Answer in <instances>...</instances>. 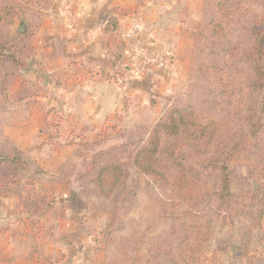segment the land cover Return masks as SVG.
<instances>
[{
    "label": "rangeland",
    "instance_id": "rangeland-1",
    "mask_svg": "<svg viewBox=\"0 0 264 264\" xmlns=\"http://www.w3.org/2000/svg\"><path fill=\"white\" fill-rule=\"evenodd\" d=\"M46 1L47 8L36 6L38 0H0V15L5 16L0 19V45L5 46L0 48V195L12 199L15 223L28 226L30 240L48 239L51 233L55 236V230L50 231L47 225L61 220L60 210L67 204L60 201L70 202L79 215L75 218L79 228L78 249L74 253L79 256V264H180L176 245L184 233L175 224L183 212L182 206L157 188L151 177L138 175L131 167V158L147 141L148 127L171 109L192 107L199 114L221 121L226 132L243 133L244 107L241 108L240 98L246 96L252 83V32L264 28V0H202L195 30L188 38L184 79L157 118L150 123L117 127L82 142L57 167L55 179L38 166L33 152L20 149L15 139L8 137L14 132L22 135L21 130L31 125V119L22 118L26 99L23 96L29 92L31 96L41 94L36 87H27L24 62L32 52L31 44L44 29L45 12L55 2ZM20 22L27 25L26 35L18 30ZM68 25L72 29L73 23L69 21ZM221 69L227 70L231 79L216 77ZM261 101L264 103V94ZM56 121L50 119L46 125L52 132L58 129ZM190 154L189 150L184 151L182 157L186 166L200 176L197 183L201 197L188 209L192 214L187 218L196 221L201 213L215 222L212 240L198 263L239 264L264 243V218L257 225V214L236 204L220 208L222 213L217 216L216 204L212 200L208 203L206 198L216 191L217 172L210 157ZM15 156L22 161L18 162L20 172L12 177V169L17 168L6 160ZM24 156L31 159L30 164L23 163ZM118 162L124 165L126 174L115 193L104 196L94 183L95 175L103 164ZM159 165L174 176L165 157ZM263 168L261 142L255 137L246 138L230 162L232 192L237 196L246 194ZM243 250L251 253L244 257Z\"/></svg>",
    "mask_w": 264,
    "mask_h": 264
},
{
    "label": "crops",
    "instance_id": "crops-1",
    "mask_svg": "<svg viewBox=\"0 0 264 264\" xmlns=\"http://www.w3.org/2000/svg\"><path fill=\"white\" fill-rule=\"evenodd\" d=\"M201 1L55 0L45 12V30L24 62L27 87L41 92L23 96L22 118L31 119V125L22 135L8 137L33 152L38 166L55 179L57 167L85 140L117 127L150 123L184 79L188 38ZM137 24L142 29L133 34ZM131 47L160 54L170 68H151L118 87L106 77L127 68ZM50 119L58 120L54 132L46 126ZM60 203L67 204L60 210L61 220L47 225L55 236L30 240L28 226L15 223L12 199L0 195V264H79L74 254L79 215L70 202ZM239 264H264V243Z\"/></svg>",
    "mask_w": 264,
    "mask_h": 264
},
{
    "label": "trees",
    "instance_id": "trees-1",
    "mask_svg": "<svg viewBox=\"0 0 264 264\" xmlns=\"http://www.w3.org/2000/svg\"><path fill=\"white\" fill-rule=\"evenodd\" d=\"M32 2L35 0H28V3ZM36 6L47 8L48 1L38 0ZM0 19L4 20L5 16L0 15ZM111 22L112 20L110 24ZM252 35L253 47L250 53L252 83L246 96L240 98L241 108L244 107V117L241 116L243 133L239 135L233 131L226 132L221 121L199 114L192 107L171 109L148 127L147 141L142 148L133 153L131 158V167L138 175L151 177L157 188L169 193L170 197L177 201L176 204L182 206L183 212L175 224L176 229L180 228L184 233L176 245L180 264H199V257L212 240L213 226H215L212 217L201 216V213L198 214L200 217H197L196 221L187 218L192 214L188 209L201 196L197 183L200 176L194 168L186 166V160L182 157L184 151L189 150L190 157H210L211 166L217 172L219 182L216 191L209 193L206 198L216 204L217 216L222 213L220 208H231L232 204H236L245 210L255 212L259 219L257 225H260V221L264 218V168L258 173V179L251 189L240 196L232 192L230 171L231 159L242 147L246 138L255 137L264 148V103L261 101L264 94V28H255ZM24 44L23 40L22 51ZM0 48L5 46L0 45ZM22 56L23 53L20 58ZM17 62V67H20V59H17ZM219 72L220 75L216 77H221V80L232 77L227 74V70L221 69ZM243 135L244 137L241 138ZM163 157L173 168L174 176H170L159 165V160ZM22 158L25 165L31 163L29 157ZM6 161L9 166L17 168L11 171L14 177L15 173L20 172L18 162L22 159L15 156L7 158ZM125 174L126 169L121 162L103 164L95 175L94 183L104 196H111L121 184ZM250 253L248 250H243L242 255L247 257Z\"/></svg>",
    "mask_w": 264,
    "mask_h": 264
},
{
    "label": "built area",
    "instance_id": "built-area-1",
    "mask_svg": "<svg viewBox=\"0 0 264 264\" xmlns=\"http://www.w3.org/2000/svg\"><path fill=\"white\" fill-rule=\"evenodd\" d=\"M72 26L71 28L73 29ZM141 29L142 26L137 24L132 32L133 34H137ZM127 62V68L124 71L109 74L106 79L118 87H123L125 83L149 72L151 68L161 70H168L170 68V64L160 54L151 53L139 47L130 48Z\"/></svg>",
    "mask_w": 264,
    "mask_h": 264
},
{
    "label": "water",
    "instance_id": "water-1",
    "mask_svg": "<svg viewBox=\"0 0 264 264\" xmlns=\"http://www.w3.org/2000/svg\"><path fill=\"white\" fill-rule=\"evenodd\" d=\"M18 30L21 34L26 35L27 34V25L25 22H20L18 24Z\"/></svg>",
    "mask_w": 264,
    "mask_h": 264
}]
</instances>
